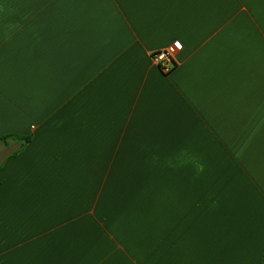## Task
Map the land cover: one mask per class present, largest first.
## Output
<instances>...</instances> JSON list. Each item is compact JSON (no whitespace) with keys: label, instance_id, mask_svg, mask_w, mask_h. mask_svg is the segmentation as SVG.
<instances>
[{"label":"crops","instance_id":"0c3cea01","mask_svg":"<svg viewBox=\"0 0 264 264\" xmlns=\"http://www.w3.org/2000/svg\"><path fill=\"white\" fill-rule=\"evenodd\" d=\"M97 241L264 264V0H0V264Z\"/></svg>","mask_w":264,"mask_h":264},{"label":"rangeland","instance_id":"374dc122","mask_svg":"<svg viewBox=\"0 0 264 264\" xmlns=\"http://www.w3.org/2000/svg\"><path fill=\"white\" fill-rule=\"evenodd\" d=\"M106 231H108L107 227L104 228ZM110 233V232H108ZM111 234V233H110ZM111 238H113L112 235H110ZM114 244L119 245L116 240L114 239ZM105 242H90L89 244H81V243H61L57 244V262H60L63 260V264H87L86 259L84 257L87 253H91L93 249H96V251H103L104 250ZM64 256L66 258H64ZM83 256V258H82ZM68 257H71L68 259ZM81 257V258H80Z\"/></svg>","mask_w":264,"mask_h":264},{"label":"built area","instance_id":"2783aa9c","mask_svg":"<svg viewBox=\"0 0 264 264\" xmlns=\"http://www.w3.org/2000/svg\"><path fill=\"white\" fill-rule=\"evenodd\" d=\"M177 45L178 44H175L169 48L152 54L153 62L164 72H170L176 65L175 56L178 50L181 48L180 44V47H177Z\"/></svg>","mask_w":264,"mask_h":264},{"label":"snow or ice","instance_id":"6c2138e0","mask_svg":"<svg viewBox=\"0 0 264 264\" xmlns=\"http://www.w3.org/2000/svg\"><path fill=\"white\" fill-rule=\"evenodd\" d=\"M177 47H180V45L178 44Z\"/></svg>","mask_w":264,"mask_h":264}]
</instances>
